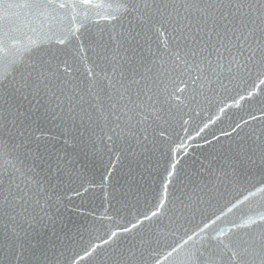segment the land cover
Wrapping results in <instances>:
<instances>
[{"label": "water", "instance_id": "95a60500", "mask_svg": "<svg viewBox=\"0 0 264 264\" xmlns=\"http://www.w3.org/2000/svg\"><path fill=\"white\" fill-rule=\"evenodd\" d=\"M240 2L264 0H0V264H264V16L228 31Z\"/></svg>", "mask_w": 264, "mask_h": 264}, {"label": "snow or ice", "instance_id": "6c2138e0", "mask_svg": "<svg viewBox=\"0 0 264 264\" xmlns=\"http://www.w3.org/2000/svg\"><path fill=\"white\" fill-rule=\"evenodd\" d=\"M13 5H5V7H12ZM146 7H150L149 5H145ZM229 7H235L236 8V12L239 13L240 15V19L236 21V26L232 27L230 29H228V31H231L233 33L237 32L238 30L241 31V35H243V29H246L248 27V22H247V14L242 12L241 10L244 9L245 7L249 8V10H256V11H260L261 15L264 16V2H262L259 6V8L256 7V5H252V4H245L243 2H240L236 5H231L229 4ZM159 11V10H158ZM224 15H227V13H225ZM252 23H255V21H252ZM251 31V30H249ZM227 34V32H226ZM244 39H247V36H244ZM193 55H196L195 52H193ZM249 59H251V57H249ZM167 73V69H157V74L158 77H164ZM40 76L44 77L45 79H47L50 84L53 87H56V74L55 72H53L51 69H45L43 72L40 73ZM68 82L67 81H60V87H61V92L64 93L65 95H67V92L70 90L67 87ZM45 88L49 87V83H45L44 84ZM53 95L55 96L56 93L54 92ZM56 98L59 100L60 96H56ZM121 99H123V97L121 96ZM69 102L71 103V100H69ZM113 108L116 107V104L112 105ZM3 147H7L6 145H4ZM236 255H238L236 252H233V257H235ZM193 259H195V257H193ZM204 264H217V256L215 254H209L206 258H204ZM241 264H244V261H241Z\"/></svg>", "mask_w": 264, "mask_h": 264}]
</instances>
